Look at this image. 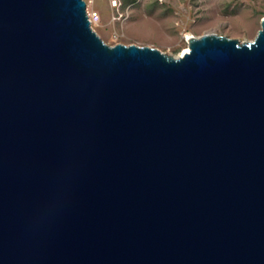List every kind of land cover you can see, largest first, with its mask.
Returning <instances> with one entry per match:
<instances>
[{"label":"water","instance_id":"95a60500","mask_svg":"<svg viewBox=\"0 0 264 264\" xmlns=\"http://www.w3.org/2000/svg\"><path fill=\"white\" fill-rule=\"evenodd\" d=\"M188 44L0 0V264H264V18Z\"/></svg>","mask_w":264,"mask_h":264},{"label":"rangeland","instance_id":"374dc122","mask_svg":"<svg viewBox=\"0 0 264 264\" xmlns=\"http://www.w3.org/2000/svg\"><path fill=\"white\" fill-rule=\"evenodd\" d=\"M100 19L92 29L109 44L157 48L174 57L187 46L185 33H216L251 41L261 28L264 0H85Z\"/></svg>","mask_w":264,"mask_h":264},{"label":"built area","instance_id":"2783aa9c","mask_svg":"<svg viewBox=\"0 0 264 264\" xmlns=\"http://www.w3.org/2000/svg\"><path fill=\"white\" fill-rule=\"evenodd\" d=\"M119 4H120L119 0H111V5L113 7H118ZM87 14H88V18L90 20L91 25H96L99 22L100 16L98 12L87 10Z\"/></svg>","mask_w":264,"mask_h":264},{"label":"bare ground","instance_id":"6f19581e","mask_svg":"<svg viewBox=\"0 0 264 264\" xmlns=\"http://www.w3.org/2000/svg\"><path fill=\"white\" fill-rule=\"evenodd\" d=\"M192 37H196L194 36L192 33H185L184 34V40L185 42L187 43V46L184 48V50L180 53V55H183L184 53H186L187 51H189V40L192 38Z\"/></svg>","mask_w":264,"mask_h":264}]
</instances>
